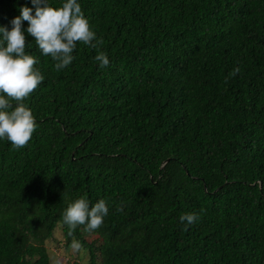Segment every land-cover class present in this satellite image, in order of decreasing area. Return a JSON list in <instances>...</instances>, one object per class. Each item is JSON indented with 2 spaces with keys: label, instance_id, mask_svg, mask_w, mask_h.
Wrapping results in <instances>:
<instances>
[{
  "label": "trees",
  "instance_id": "1",
  "mask_svg": "<svg viewBox=\"0 0 264 264\" xmlns=\"http://www.w3.org/2000/svg\"><path fill=\"white\" fill-rule=\"evenodd\" d=\"M77 2L109 65L77 42L57 71L25 31L44 80L30 141L0 140V264H50L56 228L84 249L64 264H264V0ZM21 7L0 0V26ZM80 197L108 215L69 237Z\"/></svg>",
  "mask_w": 264,
  "mask_h": 264
},
{
  "label": "clouds",
  "instance_id": "2",
  "mask_svg": "<svg viewBox=\"0 0 264 264\" xmlns=\"http://www.w3.org/2000/svg\"><path fill=\"white\" fill-rule=\"evenodd\" d=\"M31 3L34 15L32 8L21 7L20 15L10 21L11 29L0 26V140L9 141L14 150L25 147L36 131L35 118L24 101L44 80L34 67L38 60L25 54V31L34 38L41 54L52 58L57 71L72 63L77 42L97 50L94 59L100 68L109 65L107 55L99 50L103 40L91 30L77 0H66L59 8L49 6L46 0H31ZM23 21L28 23L25 30H22ZM239 71L238 67L234 68L229 77ZM116 210L122 211L123 203ZM108 211L105 200L100 199L90 206L85 197H80L68 205L61 223L68 228L69 237L80 225L85 226L86 232H93L102 225ZM199 218L196 213H186L179 219L187 231ZM70 249L73 253L84 251L81 242L75 239L71 241ZM55 264H61L60 260L57 259Z\"/></svg>",
  "mask_w": 264,
  "mask_h": 264
},
{
  "label": "rangeland",
  "instance_id": "3",
  "mask_svg": "<svg viewBox=\"0 0 264 264\" xmlns=\"http://www.w3.org/2000/svg\"><path fill=\"white\" fill-rule=\"evenodd\" d=\"M48 256L50 258V264H55L57 259L60 260L61 264L72 263L73 261L79 260L84 261L85 257L81 253H73L70 248L64 249L63 241L59 229H55L52 235V239L44 243Z\"/></svg>",
  "mask_w": 264,
  "mask_h": 264
}]
</instances>
